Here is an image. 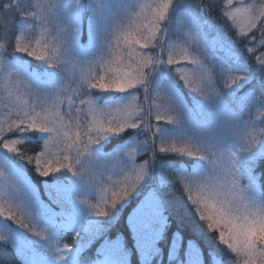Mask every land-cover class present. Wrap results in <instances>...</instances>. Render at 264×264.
<instances>
[{
  "label": "snow or ice",
  "instance_id": "6c2138e0",
  "mask_svg": "<svg viewBox=\"0 0 264 264\" xmlns=\"http://www.w3.org/2000/svg\"><path fill=\"white\" fill-rule=\"evenodd\" d=\"M233 4L234 0H224L222 5L209 0L206 7L195 5L197 11L192 17L193 25L196 28L201 24L211 25V12L219 9L225 20L239 28L237 39L247 41L244 50L250 55V62H220L213 68L216 80L211 82V78L205 80L201 72L203 64L198 59L186 56V62L197 66L190 78L186 74L187 68L177 66L181 61L176 59L172 47L167 45V28L161 25L167 24L174 8L182 18L186 11H191L192 5H173V0H165L153 9L152 26L148 28L142 44L139 34L125 33L122 37L125 43L131 41L143 49L151 46L152 51H158L159 55L153 56L147 51L140 53L135 61V72L131 70V65L127 66L128 71L109 65L105 75L109 72L112 75L107 79L99 77L98 83L81 77L72 96L66 97L68 111L62 114L60 106L65 100L62 94L68 65L83 58L89 68L93 63L98 67L100 61L91 53L94 50L111 53L121 39L118 34L120 23L108 15L109 4L105 0H60L58 5H49L47 9L37 5V11L25 8L20 0L0 2V15L14 13L22 25L28 26L23 27L12 51L33 57L44 65L46 80L34 74L29 76L35 80L37 101L55 97L52 108L44 109L39 103L33 104L17 115L15 120L0 122V144L9 153L27 161L37 176L52 178L51 183L44 180L48 185L44 193L48 203H45L18 176L0 166V177L12 180L7 203H0V220L10 221L17 229L36 238L35 244L43 247L48 254V264H53V261L60 264L74 249L79 254L77 264H132L133 253L139 255L141 264H151V256L161 254L159 244L167 218L146 200L129 218L131 246L129 239L126 241L121 233L115 240H105L94 253L86 257L80 255L85 237L94 238L105 231V224L111 226L148 174L149 161H144L138 166L133 163L120 173L123 181L114 182L111 176H107L110 187L102 188L103 196L97 200L96 186L86 180L80 171L94 163L109 160V157L100 155L95 146L129 129L143 130L146 137L143 143L149 150L155 147L160 153L207 161L213 166L217 163L216 157L226 158L225 183L205 184L198 199L188 195V200L207 232L216 233V239L225 253L223 261L209 253L213 256L214 264H264V196L256 194L254 183L258 169L259 175L264 176V5L256 12L254 5L241 3L233 7ZM53 8L57 11V18L55 27L50 28ZM85 17L89 38L86 46L79 42ZM13 25L10 17L4 16L0 20V29H3L0 39L8 40ZM37 26L44 37L42 47L51 55L38 54L30 44L22 42L24 32L29 28L35 31ZM257 33L259 47L255 46ZM36 44L40 46L41 41L37 40ZM248 44L253 46L248 47ZM4 47L0 44V49ZM3 55L0 54V68L4 67ZM232 59L235 60V57ZM158 65L174 66L179 80L191 95L190 101L178 99L166 82L153 85V73ZM241 65L243 74H237L241 73ZM216 67L219 71H216ZM21 73L20 70L15 73L9 70L7 74L12 77ZM49 73L52 78H49ZM73 83H76L75 79ZM50 85L55 86L54 90L49 88ZM137 85L143 88L146 107L134 103L137 98L130 90ZM94 90L129 95L123 100L109 102L101 100ZM153 93L156 98L165 97L167 105L154 103ZM84 96L90 98L84 99ZM76 99H79L78 105ZM244 99H248L249 103L236 107ZM37 107L41 111L38 112ZM65 116L80 129L74 135L67 131L70 123L65 122ZM82 120L88 122L81 124ZM161 122L171 127L162 128ZM15 132L39 133L33 142L38 143L42 150L29 154L21 147L28 141L18 137L8 138L9 134ZM54 146L60 147L54 152ZM134 153L135 149L127 156L132 158ZM82 154L87 155V162L81 158ZM249 169L251 175H246ZM111 171L116 175L114 170ZM209 174L214 175L207 168L203 175L196 177ZM99 176L104 179L105 172H100ZM189 178L186 175L176 177L179 182ZM85 192L90 193V199L81 198ZM91 200L97 202L91 203ZM201 204L203 207H200ZM53 205L60 210L54 211ZM73 224L74 243L61 246L58 235ZM0 246L15 251L16 241L0 233ZM175 258V253H170L169 264Z\"/></svg>",
  "mask_w": 264,
  "mask_h": 264
},
{
  "label": "rangeland",
  "instance_id": "374dc122",
  "mask_svg": "<svg viewBox=\"0 0 264 264\" xmlns=\"http://www.w3.org/2000/svg\"><path fill=\"white\" fill-rule=\"evenodd\" d=\"M20 2H22V5L25 8H28V6L30 5L33 6L32 11H37L39 10L36 7L37 5H39L41 8L47 9L49 5H58L60 3V0H20ZM163 2H165V0H105V3L109 4V7L107 9L108 15L113 19H117L121 25L120 29L118 30V34L120 35L121 39L119 40L117 46L111 51V53H100L95 50L91 53L92 56L99 59L100 63L98 67L95 63H93L92 67L89 68V64L87 63V61L83 60V58L75 60L68 65L66 69L67 77L64 80L65 90L62 94L65 100L64 103L60 106V111L62 114L68 111L66 97L72 96V92L78 87L81 77H87L88 79H91L92 83H98L99 77L103 76L105 77V79H107L112 75V73L110 72L105 75V69L109 65L113 68L120 66L124 71H128L129 68L127 66L131 65V70L135 72V61L138 59L140 53L147 51L150 52L153 56L159 55L158 51H152L151 46L149 49H143L141 45L132 43L131 41L125 43L122 37L125 33H132L134 36L139 34L142 44L143 38L148 34V28L152 26L151 21L153 16V9ZM177 3L181 6L187 4L186 0H173V5H176ZM241 3L243 5H254L256 12H259L260 6L264 5V0H234L233 7L240 6ZM191 10L193 11H186L181 18L180 16H178L177 10L175 8L173 9V12L171 13L172 16H168L167 24L161 25V27L167 28V36L165 38L166 43L167 45H170L172 47V51L176 59L181 61V63L177 66L187 68L188 71L186 74L190 78L197 66L192 65L190 62H186V56L198 59L200 63L203 64V69H201V72L205 80L211 78V82H215L216 75L213 71V68L220 62H224V60H219L217 64L214 59L211 58L212 55L210 54L209 46L212 45L216 47V44L224 46L223 42L225 41L226 46L224 48L226 51L224 53H219L224 55L226 54L228 57H230V44L226 43L227 39L222 35L224 28L216 19V15L211 16L213 23L211 25H206L208 30H210L212 34L210 36L207 35L206 38H204L202 36L204 35L202 34L204 29L199 30L193 25L192 17L197 11L196 7L191 8ZM212 13L218 14L220 13V11L213 10L211 14ZM3 14L4 16L10 17L14 25L10 28L8 40L3 41V45H5V47L0 49V54L1 52H4V54H6L8 51H10L12 54H17L16 52L12 51L15 46V41L18 37H20V32L23 30V27L28 26L22 25L19 20L13 17L14 13L5 12ZM56 18L57 11L55 8H53L52 15L50 17L52 21V23L49 25L50 28L55 27ZM229 23L231 24L232 28L236 30L238 35L239 28L233 25L230 21ZM86 26L87 17L84 18L83 22V27ZM13 30L14 32H12ZM27 37L31 39L30 42L33 43V48L36 49V51H39L42 54H46V52L48 51L47 49H45L46 52H42L44 51V48L42 47L44 43V37L40 35L39 26L35 28V31L29 28L24 32L22 40L23 43L26 42ZM257 37V45L259 47V33H257ZM81 39L82 36L80 38V41ZM37 40L41 41L40 46L36 44ZM234 40L233 45L231 46V50H233L234 52H239L241 51V49L245 51V46H243L242 43H239V46H237V42L235 43ZM207 42L209 43V46H207ZM80 44L82 45L81 42ZM88 44L89 38L87 35V43L83 45L86 46ZM9 45L12 46L11 50H9ZM233 57H235V60L231 58L232 64L240 63V61L237 60L235 53ZM164 58L166 59V55ZM28 63L30 64V62L28 61H19V59H16L13 64L8 65L7 61H4V67L0 68V118L4 122L9 121L11 118H13L12 120H15L17 115H21L23 110H25L30 105L39 103L43 105L44 109H49L52 108L55 102V97L37 101L34 87L35 80L29 77L32 74L27 72L28 69L25 66L28 65ZM241 67L243 66L241 65ZM9 70L13 71L14 73L16 70H20L22 73L19 76L13 75L12 77H9L7 74ZM216 71H219L218 67H216ZM240 71L241 73L237 74H243V68L240 69ZM35 74L39 75L37 73ZM93 77H95V79H93ZM49 78H52L51 73H49ZM40 79L43 80V78ZM73 79L76 80V83H73ZM161 81L169 84L170 90L178 99L186 101L191 100V95L187 92V89L184 88L183 82L179 80L178 75L175 73L174 66H157V71L153 73L152 83L153 85H156ZM54 87L55 86L52 85L49 86V88L52 90H54ZM130 91L134 92L136 95L137 99L134 103L139 104L142 108L146 107V103L143 101V88L137 85L136 88L131 89ZM117 95L118 98H115V101L123 100L129 94L115 92V96ZM241 96H243V93H241ZM153 98L154 103L163 104L165 106L168 103L165 97L156 98L154 93ZM75 103L78 105L79 99H76ZM248 103L249 100L244 99L241 100L239 104H236V107H240V104L247 105ZM101 106H103V104H101ZM9 110H11V112ZM36 110L39 112L41 111V108L37 107ZM253 112H255V108L253 109ZM73 115H75V113H73ZM145 119H147V117H145ZM65 122L70 123V127L67 129L70 134L74 135L76 131L80 130L75 127L74 123L69 122L67 116H65ZM87 122V120H82L81 124ZM152 123L153 125H155L156 121L153 119ZM161 127L170 128L171 126L165 125L163 122H161ZM129 130H132L134 132L132 134V138L124 146H121V149L115 148L112 153H107L104 151V146L110 141V139L117 136L110 137L106 141H101L100 145L95 146L96 151L102 156L109 157V160L100 161L98 163H94L91 167L80 169L81 173L85 175L86 180L96 186L97 200L101 196H103V191L101 189L110 187V185L107 183V176H111L114 182L123 181L124 177L122 175H119L120 173L126 170L131 164L136 163V165L138 166L144 161H149L148 174L142 184L137 188L136 192H134L129 197L128 202L133 196L141 195L143 200H147L153 207L159 209L161 213L162 187L166 184V180L168 178L170 179V182L173 180L171 177L172 175H174V179H176L178 175H186L191 177L187 181L181 182V184L183 185L187 196L191 195L193 199H198L202 195V190L205 184L222 185L225 183L223 177L226 174L225 169L227 168L226 158L216 157L215 159L217 160V163L215 166L209 164L207 161H198L189 157H187L186 159H190V161L185 160L180 164H178L179 162H177L176 158H161V160H165L168 163L162 162L159 160V158H157L158 149L153 147L151 148V150H149V148H147L143 143L146 137L142 129ZM58 147L60 146H54L52 150L55 152L57 151ZM133 149H135L134 156L132 158H129L127 154L129 152H132ZM81 158L85 162H87L88 160L86 154H82ZM166 164H168V166H166ZM0 166L4 167V170L6 172L7 170H9L15 176H18L21 181H23L31 189L35 190L38 194V190L33 186L34 184L32 180L25 174L19 163L16 162L15 154L9 153L2 146V144H0ZM207 168L210 169V172L214 173V175L209 174L205 177H196L203 175L206 172ZM111 170H114L116 175H114L113 171ZM100 172H105L104 179L100 178ZM130 174L131 173L129 172V175ZM246 175H251L250 169L246 172ZM217 177H220V179L217 180ZM263 179L264 176L259 175L258 169L257 179L254 181L255 192L257 195L264 196L262 189V186L264 184ZM49 183H51V181H49ZM11 186L12 180H5L3 177H0V197H3V199L0 200V203H7L9 193L11 191ZM43 188L44 191H46L48 185L44 183ZM81 198L90 199V193H83ZM97 200H91L90 202L96 203ZM200 207H203V205L201 204ZM53 210L59 211L60 209L57 206L53 205ZM135 211L131 216L134 215ZM74 228L75 224L71 225V227L67 230H62L68 231L69 233L66 237L62 236L60 233L58 235V239L64 240L66 242L71 240L74 243L73 238L69 237L70 234L73 236L72 230ZM0 233L9 236L16 241V249L19 252L20 258L22 259L24 264H48L49 257L46 250L38 244H35L36 238L32 237L31 234L25 232L24 230L17 229L14 225L11 224L10 221L5 222L3 220H0ZM91 243L92 238L89 239L85 237L84 248L82 252L86 250L91 245ZM172 252H174L175 256H177V251L175 248L172 250ZM78 255L79 254L74 249V252L69 253L67 255V259L61 261L60 264H67L69 262H72L73 264L77 263ZM53 264H55V261H53ZM192 264H202V262L196 261Z\"/></svg>",
  "mask_w": 264,
  "mask_h": 264
},
{
  "label": "trees",
  "instance_id": "16d2710c",
  "mask_svg": "<svg viewBox=\"0 0 264 264\" xmlns=\"http://www.w3.org/2000/svg\"><path fill=\"white\" fill-rule=\"evenodd\" d=\"M2 2V0H0ZM188 4H193L192 8L195 7V5L199 4L201 7H206L209 3V0H186ZM190 2V3H189ZM214 3L217 5H222L224 3V0H213ZM22 3V2H21ZM33 6H28V9L32 10ZM197 10V9H196ZM219 11V9H217ZM193 11V10H191ZM194 14V12H193ZM216 15V19L218 22H220V25L224 28L222 35L226 37L227 41L226 43H229L231 46L233 45V40L236 43L237 46H239V43H242L243 46L247 43V41L240 42L237 39V32L235 29L232 28L231 24L228 20H225L223 16L220 15V13H212L211 16ZM4 17V14L0 16V20H2ZM15 17V14L14 16ZM17 20L19 18L15 17ZM202 25V24H201ZM229 26V29H228ZM199 30H203L202 35L204 38H206L207 35H211L212 33L210 30H208L206 25H202L199 28ZM14 32V30L12 31ZM3 33V29H0V34ZM87 35H88V27H83V31L81 33L82 39L81 43L86 44L87 43ZM13 37V36H12ZM26 44H30L33 47V43L30 42L31 39L29 37L26 38ZM233 39V40H232ZM4 39H0V44H3ZM11 44V42H10ZM224 46L216 44L217 46H209V43L207 42V46H209L210 54L212 55L211 58H215L214 61L218 64L219 60H224V62L231 63V58H233L234 53L237 57V60L242 63L245 60H248L250 62L251 57L249 54H247L245 51L241 49L239 52H234L233 50L230 51V57H228L226 54H220L224 53L225 50V41L223 42ZM248 46L252 47L253 45L248 44ZM258 47L257 43L255 45ZM12 49V46L9 45V50ZM46 52L45 48L44 51ZM38 54H41V52L37 51ZM1 54H4V52H1ZM46 56L51 55L50 52H46L44 54ZM16 59H19V61H28V65H25L28 69L27 72L34 74L35 76H39L40 78H43V80H46V76H44V65L42 62L35 60L33 57H28L23 53H17L12 54L10 51H8L6 54L3 55V60L7 61L8 65H11L15 62ZM243 67L240 66V69ZM31 70V72L29 71ZM67 72V70H66ZM35 73L39 74L36 75ZM94 94L97 95L101 100L103 101H109L113 102L118 98V95L115 96V92H99L98 90H94ZM258 94V93H257ZM241 95V94H240ZM84 99H88L90 97L84 96ZM103 104V103H102ZM11 112V110H9ZM15 118V117H14ZM11 118L10 120H12ZM9 120V121H10ZM0 122H4L0 118ZM134 132L132 130H128L126 133L111 138L110 141L104 146V151L107 153H112L113 150L116 148L121 149V146H124L131 138L132 134ZM39 133H32V132H26V133H20L15 132L9 134V138L15 139L16 137L20 139H26L28 141L27 143H24L21 145V147L29 151V154H31L34 151L42 150L39 149V144L34 143L33 141L37 136H39ZM157 158H159L162 162H167L165 160H161V158H176L178 164L184 162L185 160L190 161V159H186V156H179L177 154H163L158 151ZM16 162L19 163V165L24 170L25 174L32 180L33 186L37 188L38 195L41 196L44 199L45 203H48L47 197L44 196V180L47 179L48 181H51L52 178H43L36 175L34 168L27 163V161L21 159L17 155H15ZM168 163V162H167ZM168 166V164H166ZM262 167H264V164H262ZM168 169V168H167ZM166 169V170H167ZM165 170V171H166ZM170 172V171H169ZM172 181L170 182V179L168 178L166 180V184L162 187V200H161V210L164 215V217L167 218V222L163 229V235L162 239L159 244V248L161 249L160 255H152L151 256V264H169V254L172 253V250L175 248L177 251L176 258L172 260L171 264H192L196 261H201L202 264H214L213 256L209 253H213L217 259L223 261L225 259V253L223 252L222 247L219 245L217 239H216V233H208L205 229L203 222L199 221L193 205L189 202L188 196L185 192V189L181 182L174 179V175L171 176ZM264 181V179H263ZM263 193H264V184L262 186ZM141 195L133 196L129 202L126 203V205L122 208V210L119 213V216L117 217V220L113 221L111 226H108L105 224V231L103 233H100L96 235L94 238H92L91 245L81 252V257H86L92 253L95 252L96 249H99L101 245L104 244L105 240H115L117 238L118 234H123L125 237V240L129 239V245L131 246V241L129 238V230H128V222L129 218L132 217L131 215L133 212L137 209L138 206L142 202H144ZM68 231H62L61 235L66 237L68 235ZM61 237V238H64ZM70 238H73V236L70 234ZM73 243L70 241H64L60 240L61 246L63 244ZM19 255V259L17 256ZM102 258V257H100ZM193 259V260H192ZM22 259L20 258V254L17 251L11 250L9 247L6 246H0V264H22ZM24 264V262H23ZM67 264H73L72 262H69ZM77 264V263H74ZM132 264H141L140 257L138 254L133 253L132 257Z\"/></svg>",
  "mask_w": 264,
  "mask_h": 264
}]
</instances>
